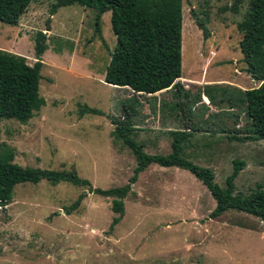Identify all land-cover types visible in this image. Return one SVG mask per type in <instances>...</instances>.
Returning a JSON list of instances; mask_svg holds the SVG:
<instances>
[{"label":"rangeland","instance_id":"rangeland-1","mask_svg":"<svg viewBox=\"0 0 264 264\" xmlns=\"http://www.w3.org/2000/svg\"><path fill=\"white\" fill-rule=\"evenodd\" d=\"M54 1H32L16 26L0 21V49L30 64L37 32L48 45L39 85L45 104L25 123L0 118V143L15 149L16 163L74 169L92 188L126 184L136 160L111 134V118L123 119V105H130L127 118L145 152H171L167 130L195 126L201 130L183 156L210 168L221 187L240 160L235 192L264 190V140L229 138L247 123L239 90L259 84L244 71L238 46L237 23L249 0H182L181 89L157 95L104 81L116 45L110 12L102 14L99 35L93 9L74 4L51 15ZM194 15L206 21V39ZM123 201V216L111 227L117 216L112 197L88 186L16 184L11 202L0 209V264H264V221L235 210L211 218L215 200L188 170L151 164Z\"/></svg>","mask_w":264,"mask_h":264},{"label":"trees","instance_id":"trees-1","mask_svg":"<svg viewBox=\"0 0 264 264\" xmlns=\"http://www.w3.org/2000/svg\"><path fill=\"white\" fill-rule=\"evenodd\" d=\"M34 0H0V21L16 26L21 16ZM79 5L95 11L94 29L101 34V17L110 12V27L116 37V45L110 53L105 68L107 84L127 87L136 94H153L164 89L180 90L179 78L182 71V0H55L50 7L53 15L58 8ZM237 12V3L231 6ZM195 23L202 31L203 39L209 36L206 21L194 15ZM242 37L239 50L245 64L244 71L259 84L239 90L247 123L244 129L229 135L239 142L264 140V0H249L243 19L237 23ZM48 48L42 32H37L34 43L35 61L30 64L22 55L0 49V118L27 122L45 104L39 93L42 54ZM212 99V97L210 96ZM130 107V105H128ZM128 106L123 119L113 117L111 134L116 141L128 146L135 157L133 174L126 184L101 189L92 188L90 181L79 177L74 169L49 170L21 166L14 161L15 149L5 142L0 143V209H5L12 200L14 186L18 183H37L47 180L51 184L69 182L88 186L95 194L112 197L113 217L111 227L119 222L124 213V198L131 192L139 174L149 165L177 167L188 170L210 192L215 200L211 218L221 216L227 210L253 215L264 221V190L260 186L244 195L235 192L234 180L242 169L243 162L233 161L232 172L226 178V186H219L214 172L197 165L183 156V149L195 126L187 129H170L171 152L150 154L144 151V143L135 139V131L127 118ZM89 112L95 109L85 108ZM85 193L66 209H75Z\"/></svg>","mask_w":264,"mask_h":264},{"label":"crops","instance_id":"crops-1","mask_svg":"<svg viewBox=\"0 0 264 264\" xmlns=\"http://www.w3.org/2000/svg\"><path fill=\"white\" fill-rule=\"evenodd\" d=\"M181 78V77H180ZM179 78V79H180ZM178 79V80H179ZM183 79V78H182ZM167 90H169V89H164V90H161V91H159V92H156V93H153V94H148V95H157L158 93H161V92H163V91H167ZM134 93V92H133ZM201 100H202V98H201ZM204 101V100H203ZM145 146V145H144Z\"/></svg>","mask_w":264,"mask_h":264}]
</instances>
